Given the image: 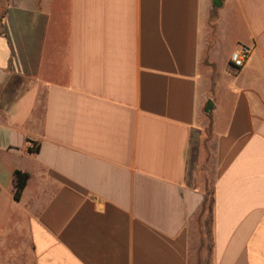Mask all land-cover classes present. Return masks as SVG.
I'll return each mask as SVG.
<instances>
[{
    "label": "crops",
    "instance_id": "crops-1",
    "mask_svg": "<svg viewBox=\"0 0 264 264\" xmlns=\"http://www.w3.org/2000/svg\"><path fill=\"white\" fill-rule=\"evenodd\" d=\"M196 263L264 264V0H0V264Z\"/></svg>",
    "mask_w": 264,
    "mask_h": 264
},
{
    "label": "rangeland",
    "instance_id": "rangeland-1",
    "mask_svg": "<svg viewBox=\"0 0 264 264\" xmlns=\"http://www.w3.org/2000/svg\"><path fill=\"white\" fill-rule=\"evenodd\" d=\"M207 135L209 136V132H207ZM207 164L208 165H206V167H205V173H203V175H200L199 173H197V175L200 178H203V177H204V179L206 178V192H205V197L207 199V204H206V212H205V214H204V216L202 218V220L204 221L203 224H209V214H208L209 212L208 211H209L210 205H211L213 184H214L215 174H216L214 161L212 159V154H210V151H209V161H208ZM201 223H202V221H201ZM201 223H200V227L202 226ZM196 236H197L196 242H198V244H199V241H201V240L200 239L198 240V237L200 238L201 234L197 233ZM201 239H202V236H201ZM196 264H198V263H196Z\"/></svg>",
    "mask_w": 264,
    "mask_h": 264
},
{
    "label": "trees",
    "instance_id": "trees-1",
    "mask_svg": "<svg viewBox=\"0 0 264 264\" xmlns=\"http://www.w3.org/2000/svg\"><path fill=\"white\" fill-rule=\"evenodd\" d=\"M40 150L39 146L34 145L29 149L30 153H38ZM29 181V175L27 173L16 171L15 172V179H14V199L15 201L19 202L22 198L23 192L25 191L27 184ZM206 204L207 199L205 197V201L202 206L201 213L206 212Z\"/></svg>",
    "mask_w": 264,
    "mask_h": 264
},
{
    "label": "built area",
    "instance_id": "built-area-1",
    "mask_svg": "<svg viewBox=\"0 0 264 264\" xmlns=\"http://www.w3.org/2000/svg\"><path fill=\"white\" fill-rule=\"evenodd\" d=\"M250 54V49L245 47V46H241L239 47L237 50H235L231 57H230V62L232 64V66L236 69H241L245 66L247 59L249 57ZM33 146V145H31Z\"/></svg>",
    "mask_w": 264,
    "mask_h": 264
}]
</instances>
